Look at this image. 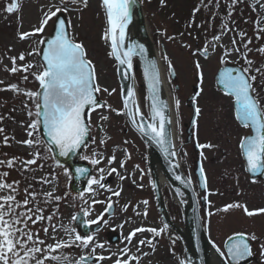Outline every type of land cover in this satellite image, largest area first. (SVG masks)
<instances>
[{"label": "rangeland", "instance_id": "obj_1", "mask_svg": "<svg viewBox=\"0 0 264 264\" xmlns=\"http://www.w3.org/2000/svg\"><path fill=\"white\" fill-rule=\"evenodd\" d=\"M143 7L147 27L154 40L156 49L159 52V61L163 69L167 86L170 91L171 109L175 128V139L177 155L181 165L198 192L200 201L205 195V191L200 187V180L197 174L198 161L203 163L207 178L208 191L212 194L208 196L206 205L201 207L202 220L207 236L212 245L219 246L225 251L224 243L229 236L237 232L248 234L254 233L256 240L251 241L253 247V259L249 264H264V256L261 255V246L264 245V214L247 216L242 208L231 209L227 212L223 208L228 204L239 203L246 205L249 210L264 208V175L262 179H252L246 171L245 160L241 154L240 139L250 134L249 129H244L235 119L234 99L226 96L216 83V75L220 68L227 64H238L243 67L248 65L240 53L233 52L225 57L224 51H232V40L236 38V46L240 47L241 53L244 48L241 44L239 33H246L245 42L251 39L247 53L248 58L254 63L253 69L264 67V55L258 53L256 49L264 46V32L260 33L261 38L257 39L256 21L264 19V14L256 6L254 0H238L234 8L229 10L232 0H139ZM14 0H0V128L4 133L0 134V160H7L12 157L30 159L33 151H38L43 159L38 160V167L33 166V171H19L17 169L0 168V171H9L8 182L20 181L21 194L19 200L24 198L23 189L29 184L33 191L46 193L53 191L55 195L61 196L59 202L43 203L42 197H37L41 206L45 208L44 215L55 213L53 223L59 228L62 223L65 227H75V222H71V217L81 211V208L88 207L78 198L79 192L71 190L73 180L64 174L62 168L57 167L56 160L50 158L47 145L43 142L41 132L34 137L41 143L34 149L28 148L20 143L28 139L26 125L30 122L27 115L29 109L35 111L34 103L22 94L14 93L6 89L10 84H18L22 90H38V82L31 75L27 81L23 80V73L12 74L7 69L12 67L11 57H16L24 53L26 60L20 63H32L40 65L39 55H28L29 52L42 49L38 41L49 37L54 28V22L50 21L43 34L31 36L26 40L19 39V33L32 32L34 28L40 26L43 13L48 10L51 4H59L60 0H19L20 10L8 13L6 7ZM71 10L67 13L68 20L71 21V32L78 42L84 44L90 59L96 67L98 83L102 88L116 91L112 95L101 92V101H107L113 109H122L121 83L118 75V62L110 57L109 45L103 39L106 28V19L101 7V0H88V6L69 5ZM199 8V11L195 9ZM55 19V18H54ZM227 23L228 29L225 34H221V27ZM264 26V25H261ZM220 35L219 42L213 37ZM173 37V39H169ZM207 46L208 56L204 57L200 51ZM199 50V51H198ZM167 57V60H165ZM222 59L227 63H221ZM168 61L174 67L176 77L173 79L168 74ZM199 62L201 68H196ZM135 79L137 93L140 96L143 108L147 111V83L143 75V68L138 60H134ZM32 71H37L33 68ZM202 71L204 80L202 85L199 82L198 72ZM257 75V93L264 104V80ZM199 85V90L203 89L195 98L196 106L201 108V114L195 120L193 136L189 140L188 127L194 114L191 101L194 94V87ZM180 100V108L177 111L175 101ZM27 105V108L25 107ZM100 114L107 115V121L100 120ZM103 124V128L99 125ZM90 141L84 148L81 156L92 157L96 153L104 159L101 164L93 166L89 160L79 159L93 167L92 175L99 176V168H105V174L110 167L118 169L120 175L128 177L120 180L116 174L106 175L105 183L114 191L122 188L119 197L111 196L110 192L99 190L95 199L107 201L111 196L115 212L109 216L105 214L106 204H96L86 217L94 220L101 214L104 218L100 221L103 229L94 232L97 242L103 243V249H97V255L111 257L101 264H113L120 250L125 247L126 237L129 232L136 227H163L162 221L156 208L154 191L151 187L153 176L149 167L150 152L145 142L131 128L124 115H117L108 109H98L91 113ZM9 137L8 145L3 143V137ZM111 137V139H108ZM101 140H107L106 144H101ZM211 143L215 148L203 149V159L201 149L196 145ZM115 154V163L109 165L107 157ZM130 156V158H128ZM122 161H126L124 168L120 167ZM139 166L137 169L136 166ZM19 167V166H18ZM67 167V166H66ZM142 170V171H141ZM143 179L141 180V176ZM44 177L52 181L50 184H41L40 178ZM135 181V183H133ZM143 185L140 187L139 185ZM169 191L168 200L171 209H175L185 223L183 204L175 199L174 193L167 184L162 185ZM85 199L91 204V198L86 194ZM148 200V215L137 216L136 211L143 212L145 205L142 201ZM210 201V204H209ZM173 204V206L171 205ZM202 203V201H201ZM139 204V208H134ZM175 204V205H174ZM129 205L127 211L123 208ZM58 209V210H57ZM213 214L208 217V212ZM104 221H107L105 223ZM127 221V223H126ZM123 225L121 228L120 226ZM42 223L35 225V229H40ZM41 237L44 233L40 232ZM51 235V230H50ZM149 232L139 233L133 240L132 251L140 257L139 264H179L177 259L167 251L170 250V243L165 240V236L157 237L156 248L153 251L150 247H142L139 252L136 244L139 239L151 238ZM57 237L67 239L61 229ZM118 238L117 241H114ZM51 242V241H49ZM184 247V246H183ZM147 253V255H144ZM64 254L74 264V260L79 258L82 250L72 248L66 249ZM184 260V258H183ZM94 264V263H93Z\"/></svg>", "mask_w": 264, "mask_h": 264}, {"label": "snow or ice", "instance_id": "obj_2", "mask_svg": "<svg viewBox=\"0 0 264 264\" xmlns=\"http://www.w3.org/2000/svg\"><path fill=\"white\" fill-rule=\"evenodd\" d=\"M238 0H232L229 10L231 16V8H234ZM164 3V0H161ZM264 8V3L261 0H256ZM137 0H101L106 28L104 30L103 39L110 47L108 55L114 58L120 68L118 71L124 79L132 80L133 85L126 87L122 95V109H113L107 101L100 102L98 94L101 92L112 95L116 90L112 89L109 92L108 88H102L98 83L96 75V67L94 63L88 59V53L83 43L78 42L71 32V21L62 18V13H67L71 10L69 5L88 6V0H60L59 4H51L48 10L43 13V18L40 21V26L33 29L32 32L19 33L20 40H26L31 36L43 34L46 26L50 21L54 22V34L51 38H42L38 41L39 45H46L45 48L36 51L33 50L28 55H39L42 57V62L39 66L32 63L24 62L26 56L20 53L16 57H11L12 67L7 69L12 74L23 73V80L27 81L29 75L38 82V90H22L18 84H10L6 89L17 94H22L28 100L34 103L35 111L29 109L27 115L30 122L26 125L27 136L26 140L21 141L30 149L36 148L41 141L34 137L38 132H43L46 135V140L43 141L47 145V150L51 154L50 158L56 160L57 167L63 169L64 174L69 178L75 175L76 179L86 178V189L78 194V198L87 204L88 207L81 208L82 216L78 213L71 217V222H77L85 229L91 225H99L104 216L101 214L94 220L85 219L90 215V211L96 204L105 203V214L110 213L113 208L111 196L119 197L122 188L119 191H114L104 181L107 176L116 174L119 179L125 180L128 177L120 175L115 167H110L105 174V168H99L100 175L89 176L88 169L84 167H75L74 172L66 167L56 156L71 158L87 147V141L90 137L91 129V113L98 109H108L116 112L117 115L127 116L131 125L150 141L158 145L164 152L165 156L175 157L177 152L173 143V132L170 128L172 124L168 103L161 99L160 85L161 73L155 60H150L147 56V49L143 44L136 42L126 43L128 37V27L133 21V10ZM19 0H14L6 7L8 13L18 12L20 10ZM217 7L219 3L217 0ZM199 11V8L195 9ZM55 18V19H54ZM257 39H260V33L264 32V19L256 21ZM228 29L227 23L221 27V34H225ZM241 44L244 52L241 53L240 47L236 46V38L232 40V51L225 49L224 56H230L233 52L240 53L247 67L230 68L225 67L219 73V84L226 96L234 98L235 119L244 129H249L250 134L245 135L240 139L239 148L246 162V170L254 175L264 174V104L261 103V97L257 93L256 81L257 75L252 74L253 71L264 80V67L253 69V61L248 58L247 53L252 49L249 45L251 39L245 42L246 33H239ZM173 39V37H169ZM220 35L214 36L213 40L219 42ZM199 51V50H198ZM256 51L264 55V46L256 49ZM202 54L208 56V48L205 46ZM139 56L144 62L143 75L147 82V100L149 101L148 113L141 111L140 104L137 99V91L134 85V63L133 58ZM167 60V57H165ZM221 63H227L222 59ZM196 68H201L199 62H196ZM37 68V71H32ZM169 76L175 75V70L171 61H168ZM199 82L202 85L204 75L202 71L198 72ZM3 84V81H0ZM203 91L195 93L193 100ZM177 111L180 108V100L175 101ZM27 108V105H25ZM201 114V108L195 107V116L198 118ZM101 121H107V115L100 114ZM3 120V117H0ZM103 128V124L99 125ZM4 133V129L0 128V134ZM111 139V137H108ZM3 143L8 145L9 137L4 135ZM101 144H106L107 140H101ZM201 149V157H203V149L215 148L216 145L211 143L196 145ZM30 159H21L12 157L7 160H0V168L17 169L19 171H33V166L38 165V160L43 159L38 151L31 153ZM80 159L89 160L91 165L96 166L101 164L104 157L93 153L92 157L81 156ZM130 158V156L128 157ZM109 165L115 163L116 156L113 154L107 157ZM126 161H122L121 168H124ZM19 166V167H18ZM139 169V166H136ZM176 168L179 167L177 163ZM142 171V170H141ZM9 171H0V264H72L68 256L64 254L66 249H80L82 254L78 259L74 260V264H101L106 259L104 255H97V249H103L105 245L97 242L93 234L85 232L83 235L76 230L75 227H65L62 223L59 228L53 223L55 213L48 216L44 215L45 208L41 206L40 200L37 197L43 198V203L59 202L62 197L55 195L53 191L46 193H37L31 190L32 185L29 184L23 189L22 200L17 197L21 194L19 187L20 181L8 182L7 177ZM200 187L205 191L203 199L208 200V196L212 193L208 191V178L201 162L199 167ZM175 180L181 184H186L192 187V179L190 176L175 175ZM143 175L141 176V180ZM41 184H50L51 180L44 177L38 181ZM135 183V181H133ZM143 187V185H139ZM151 187L157 189L158 185L155 180L151 182ZM98 189L111 193L107 201L95 199L98 195ZM176 193L183 196L180 189H176ZM91 198V204L85 199V195ZM145 205L143 212L136 211L137 216L147 217L149 205L148 200L142 201ZM210 204V201H209ZM129 205H125L123 210L127 211ZM134 208L138 209L139 204ZM242 208L244 213L252 217L258 214H264V208L258 210H249L246 205L239 203L228 204L223 208L227 212L231 209ZM58 210V209H57ZM213 213L208 212V217ZM200 218L197 217L199 225ZM40 229H35V225L42 223ZM107 223V221H104ZM127 223V221H126ZM121 228L123 225L120 226ZM63 230L67 239L57 237V233ZM168 225L165 224L161 228L154 227H136L132 229L123 239L126 241L125 247L120 250L113 264H139L140 257L133 253V240L139 233L149 232L151 238L139 239L136 244L137 252L142 247H150L153 251L156 248V238L164 235ZM51 230V235H50ZM44 233L41 237L40 232ZM254 233L248 234L244 232L234 233L229 236L225 242V249L221 250L219 246L213 245L215 252L221 258L222 264H241L242 261L253 256L252 246L250 241L256 240ZM51 241V242H49ZM175 244V240L172 241ZM261 255L264 256V245L261 246ZM147 255V253H144ZM180 264H187L185 260H181Z\"/></svg>", "mask_w": 264, "mask_h": 264}, {"label": "water", "instance_id": "obj_3", "mask_svg": "<svg viewBox=\"0 0 264 264\" xmlns=\"http://www.w3.org/2000/svg\"><path fill=\"white\" fill-rule=\"evenodd\" d=\"M136 10L138 11V13L140 14L141 18H142V28L144 30H147V25L145 22V15L143 12V7L142 4L139 0H137V4L135 5ZM62 18H67V15L65 13L61 14ZM55 27V25H54ZM54 30V28H53ZM54 34V32L52 31V34L47 37V38H51V36ZM46 45L42 46V49L45 48ZM200 54H202V51H200ZM148 58L149 55L147 54ZM204 56V55H203ZM205 57V56H204ZM41 62H42V57L40 56ZM150 59V58H149ZM134 60H138L142 66V68L144 67V62L140 59L139 56H136L133 58V63ZM151 60V59H150ZM225 67H230V68H239L241 67L238 64H227L225 66H223L222 68L219 69V71L217 72L216 75V83L218 85V87L223 91L222 89V85L219 84V73L220 71L225 68ZM118 68H120V66L118 65ZM135 69H137V65H134V71ZM118 75H119V80L121 83V96L123 95V93L126 90V87H131L133 85V81L132 80H124L123 77L121 76L120 72L118 71ZM176 77V73L174 76H172V78L174 79ZM147 83V82H146ZM134 85L137 91V85H136V79H135V73H134ZM199 90V85H196L194 87V94L192 95V97L189 99L191 101V106L193 107L194 110V114L193 117L191 119L190 122V126L188 127V134H189V140L192 138L193 133V127L195 124V101L193 100V97L195 96V93L198 92ZM224 92V91H223ZM138 94V93H137ZM98 99L100 100V97L98 95ZM100 102H103L100 100ZM170 110V116H171V120H172V124L170 125V127L173 125V117H172V112L171 109L169 107ZM128 120L129 125L131 126V128L140 136V138L146 143L149 152H150V167H151V172H152V176H153V180L156 181L158 187L156 190V196H157V200H158V204L160 207V211L163 214V219L165 221V223L168 225V227H172L174 230H177L178 233L182 236H186L187 240H185L186 243V247H187V256L190 259L189 264H212L210 257H209V251L210 249H214L213 245L211 244L207 233H206V229L205 226L203 224L202 221V217H201V202L198 199L197 196V192L196 189L194 187V184L192 182V187H188L186 184H181L179 181L175 180V175L179 174L182 175L184 177H188L187 173L185 172V170L183 169L180 160L178 158V155H176L175 157L172 156H168L166 157L164 152L161 150V148L156 145L154 142L150 141L147 137L142 136V134L140 132H138L130 123L129 119L127 116H125ZM41 134L44 138V140H46V135L41 131ZM91 137L88 138L87 144L90 141ZM84 149V148H83ZM83 149L81 150V152L77 153L76 156H73L71 158H65V157H59L58 155L56 156V159L60 160L61 163H63L65 166L69 167L70 170H72L74 172V168L75 167H84L87 168L88 171V175L92 176L93 173V168L91 165L85 163V162H80L79 161V157L83 152ZM177 152V148L175 147L174 149ZM154 152L155 155L159 158V163L161 165V167L163 168L164 172L166 173L167 177L170 179V181L176 185L178 188H180L188 197L189 199V203L190 206L187 210H185L184 208V212H185V223H186V227L183 230H178L179 226H177L170 218L167 207L165 205L164 199H163V195H162V190H161V181H160V177L158 172L156 171L155 166L152 164L151 162V153ZM244 158V157H243ZM245 160V159H244ZM179 164V167L176 168L175 165ZM201 161H198V168H197V174L200 180V176H199V167H200ZM247 171V170H246ZM248 172V171H247ZM248 174L250 175V177L252 179H262L264 174H257L254 175L253 173L248 172ZM86 178H80V179H76L75 175H73V180L71 183V190L74 192H80L82 190L86 189ZM203 190V189H202ZM202 204L203 206L206 205V201L204 199H202ZM115 212V205H113V208L111 210L110 213H108L109 216L113 215ZM80 214L81 216L83 215L81 213V211L77 212L76 214ZM197 217L200 218L199 221V225L197 224ZM86 219V217H85ZM76 227L79 229V231L81 232V234L83 235L85 232H89V233H93L98 231L99 229H101L103 227V225L101 223H99V225H91L90 228L85 229L82 225L78 224L77 222H75ZM185 233V234H184ZM118 238H116L114 241H117ZM218 255V253H217ZM219 256V255H218ZM253 259V256L247 258L246 260L242 261L241 264H249ZM222 264V262H221Z\"/></svg>", "mask_w": 264, "mask_h": 264}, {"label": "bare ground", "instance_id": "obj_4", "mask_svg": "<svg viewBox=\"0 0 264 264\" xmlns=\"http://www.w3.org/2000/svg\"><path fill=\"white\" fill-rule=\"evenodd\" d=\"M254 1L256 2V0H254ZM261 3H264V0H261ZM256 6L264 14V8H262L260 6V4H258V3H256ZM142 21L143 20H142L140 14L136 10V8H134V10H133V21L129 25L128 30H127L128 31V37H127L126 43L136 42L139 44H143L144 47L147 49V54L149 55V58L151 60H155L157 62V65H158V67L160 69V73H161L160 96H161V99L165 100L168 103V105L171 109L170 91L168 89L167 81L165 79V75H164L163 69H162L160 61H159V52L155 47L154 40H153L152 36L150 35V31H149L148 27H147V30H144L142 28ZM145 22H146V20H145ZM146 25H147V23H146ZM124 80H126V79H124ZM137 99H138V102L140 104L141 111H143L145 114H147L148 108H149V101L147 100V103H148L147 104V111H145V109L143 108V104L141 103L139 94H137ZM171 112H172V109H171ZM172 117H173V114H172ZM170 128L173 132V138L172 139H173V143L175 144V147H176L174 123ZM151 154H152L151 155V162L155 166L156 171L159 174L160 181H161L162 185L163 184L169 185L170 188L172 189L176 199H178L183 204L185 210H187L190 206L188 197L180 188H178L176 185H174L170 181V179L167 177L166 173L164 172L163 168L161 167V165L159 163L160 162L159 158L155 155V153L152 152ZM177 188L180 189L181 192H183V196H180L176 193ZM183 238L187 240L186 236H183ZM209 252H210L209 257H210L211 263L212 264H221V262H222L221 258L217 255V253L215 252V249H210ZM189 261H190V259L187 256L188 264H189Z\"/></svg>", "mask_w": 264, "mask_h": 264}, {"label": "flooded vegetation", "instance_id": "obj_5", "mask_svg": "<svg viewBox=\"0 0 264 264\" xmlns=\"http://www.w3.org/2000/svg\"><path fill=\"white\" fill-rule=\"evenodd\" d=\"M197 118V117H196ZM194 129V128H193ZM149 167H150V163H149ZM151 169V167H150ZM152 173V172H151ZM153 189V188H152ZM196 189V188H195ZM161 190H162V195H163V199H164V202H165V205L167 207V210H168V213H169V216L171 218V220L177 225L179 226V229L178 230H183L185 229L186 227V224L184 225H181L183 222L181 221V217L183 215H180V213H178L175 209H171L170 207V204L167 203L169 202L168 200H170V195L169 194V191L167 189H164L163 186L161 187ZM172 190V189H171ZM154 191V199H155V202H156V208H157V211H158V214L160 216V219L162 221V225L164 226L166 223L163 219V214L162 212L160 211V207H159V204H158V200H157V196H156V190L153 189ZM173 192V191H172ZM197 192V190H196ZM175 196V195H173ZM197 196H198V192H197ZM176 199V197H175ZM198 199H199V196H198ZM178 200V199H177ZM179 201V200H178ZM200 201V199H199ZM202 201V200H201ZM200 201V202H201ZM171 205L173 206V204L171 203ZM175 205V204H174ZM185 214V212H184ZM163 237L165 236V240L167 239V241L170 243V250H168L167 252L168 253H171L175 259H177L178 263L180 264V261L184 260L187 262V247H186V243H185V240L182 238V236L178 233L177 230H174L173 228L171 227H168V229L166 230V232L164 233V235H162ZM157 240V238H156ZM175 240V244L172 243V241ZM251 242V241H250ZM252 244V243H251ZM184 246V247H183ZM225 248V247H224ZM252 251H253V247H252ZM188 264V262H187Z\"/></svg>", "mask_w": 264, "mask_h": 264}]
</instances>
